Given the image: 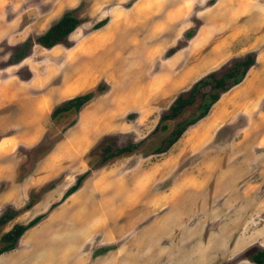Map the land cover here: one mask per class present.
I'll use <instances>...</instances> for the list:
<instances>
[{
    "label": "rangeland",
    "instance_id": "1",
    "mask_svg": "<svg viewBox=\"0 0 264 264\" xmlns=\"http://www.w3.org/2000/svg\"><path fill=\"white\" fill-rule=\"evenodd\" d=\"M236 6L0 0V251L10 246L0 264H256L264 252V6L238 22ZM67 14L77 28L42 46ZM249 54L247 70L238 61ZM211 74L225 85L208 78L178 117L163 118ZM180 76L186 81L173 83ZM86 93L94 97L79 111L53 117ZM180 123L183 135L170 145ZM37 218L15 244L5 241Z\"/></svg>",
    "mask_w": 264,
    "mask_h": 264
},
{
    "label": "trees",
    "instance_id": "2",
    "mask_svg": "<svg viewBox=\"0 0 264 264\" xmlns=\"http://www.w3.org/2000/svg\"><path fill=\"white\" fill-rule=\"evenodd\" d=\"M108 21V20H107ZM107 21L105 20L104 22L98 24L95 26V30H99L101 28H103L106 24ZM79 21L74 18L72 15L67 14L64 17H62L59 22L57 24H55L47 33H45L41 38H39L38 42L47 48L53 47L56 44L60 43L64 38H66L69 34H71L78 26ZM255 63L253 55H247L246 58L244 60H240L238 61L239 66H244L246 67L247 70H249V68H251V66ZM238 66V67H239ZM237 66H234L233 69H231V72L234 70H237ZM247 70H245V74L247 73ZM228 72L227 75H231L232 73ZM244 74V76H245ZM215 78L214 82L212 84L213 87H223L225 85V80L224 78H216L214 74L209 75V77L205 78V79H201L199 80L195 86H194V91H191L188 95V98H186L183 94H181L172 104L171 106V114L165 115L163 118L164 119H171V118H176L178 117L184 110L185 108L191 103L192 99H193V94L195 92H199L200 90L199 87L201 86H205L207 87L208 85H210V82L208 81V78ZM206 80V81H205ZM239 82V81H238ZM238 82L236 83V85L238 84ZM240 83V82H239ZM94 97L93 93H86L83 95H79L76 96L66 102L63 103L62 106L58 107L54 112H53V117H55L56 115H58L59 113H63V112H67L70 111L71 109H75L77 111H79L82 107H84L86 104H88ZM190 97H192L191 99H189ZM219 99V95H214L213 97V101L211 103V105H213L217 100ZM210 105H208L206 107V110L204 112H202L198 117L197 120L202 119L203 117H205L210 109ZM184 123H180L177 127L176 130L174 131V133L176 134L175 138H173L170 142V145H173L174 143L177 142V140L183 135L184 132ZM133 147V145H130L127 148L124 149H118L116 151V153H112L109 154L107 156H105V158L103 159L104 161L108 160L110 157L119 155L121 153H123L126 150H131V148ZM159 152L161 150H158ZM77 189V186H74L72 188H70L65 196H70L71 194H73ZM41 219V218H37L35 219L33 222L29 223L28 225H18L17 227H15L4 239L5 241H11L12 244H15L17 242V240L30 228L32 227L34 224H36V222ZM10 246H7L6 248H4L2 251H0V253H2L4 250L8 249ZM13 247V246H12ZM255 262L256 264H264V252L259 253L257 256H255Z\"/></svg>",
    "mask_w": 264,
    "mask_h": 264
},
{
    "label": "crops",
    "instance_id": "3",
    "mask_svg": "<svg viewBox=\"0 0 264 264\" xmlns=\"http://www.w3.org/2000/svg\"><path fill=\"white\" fill-rule=\"evenodd\" d=\"M228 1V0H226ZM233 2L235 4H237L238 6H236L237 12H235V15H240L239 17H237V22L238 20H243L242 16H244V18L248 17V14H253L254 12L257 13H261V8L264 6V0H233ZM235 34L237 36H242L245 34V27L242 26H238V30H236ZM183 77H176V79L174 80L173 83L175 82H180L181 79ZM183 81H186V78L182 79ZM171 84V83H170Z\"/></svg>",
    "mask_w": 264,
    "mask_h": 264
}]
</instances>
